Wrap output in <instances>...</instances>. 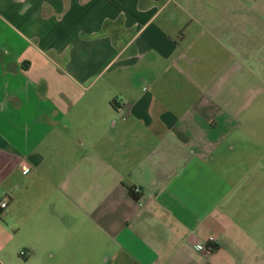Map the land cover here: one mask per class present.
<instances>
[{"label":"crops","instance_id":"0c3cea01","mask_svg":"<svg viewBox=\"0 0 264 264\" xmlns=\"http://www.w3.org/2000/svg\"><path fill=\"white\" fill-rule=\"evenodd\" d=\"M221 1L227 2L223 21L205 17L219 20L217 30L234 14L248 26L249 19L264 20V0ZM173 2L178 5L0 0V201L7 204L0 210V264H264V239L248 245L242 224L248 214L264 232V190L255 188L258 198L248 208L245 176L216 161L233 150L224 144L233 127L223 79L198 98L188 92L184 103L187 98L170 89L152 91L158 79L139 65L170 57L187 65L174 39L179 29L170 32L176 9H166ZM169 68L182 89L178 77L185 71ZM100 81L109 93L116 91L114 110L121 107L117 99L136 96L146 99L153 115L159 111L160 120L172 115L174 121L172 127L134 128L143 135L131 141L134 153L121 144L114 150L126 172L120 167L96 174L89 188H80L76 167L101 160L74 145L77 164L70 168L69 149L64 142L57 147L70 131L67 104L90 95ZM137 105L124 109L131 114ZM23 164L30 168L26 175ZM131 189H138L137 200Z\"/></svg>","mask_w":264,"mask_h":264},{"label":"rangeland","instance_id":"374dc122","mask_svg":"<svg viewBox=\"0 0 264 264\" xmlns=\"http://www.w3.org/2000/svg\"><path fill=\"white\" fill-rule=\"evenodd\" d=\"M176 1L178 5L170 3L166 13L169 14L176 9V20L173 23V31L170 32L179 29L178 35H175L177 33L175 32L174 39L177 38L176 45L181 48L179 54L182 53L188 62L187 65L181 67L179 63H174V58L171 57L167 63L161 58L155 62L142 59L139 65L152 70V74L158 79L157 86L150 88L152 91L155 88L165 90L164 92L170 89L171 91H168L170 93L177 92L174 94L176 97L187 98L184 103L190 102V98H198L204 94L215 79L216 81L223 79L220 84L226 102V114L231 123L228 127H233L224 144L232 146L233 150L216 157V161L220 166H230L228 169H232L231 172L245 176L242 188L245 189L243 195L247 198L246 206L249 208V202L252 205V197L258 198L255 188L264 190V20L249 19L252 24L248 26L245 19L242 17L238 19L234 14L226 19L225 24L228 26L221 31L215 26L219 20H207L205 17L214 16L223 21L221 18L226 11L227 6L224 8V4L227 2L223 4L221 0H202L195 5L184 3L183 0ZM237 3H241L240 0ZM228 5L232 11L235 9L234 3ZM243 10L241 7V11ZM45 54L48 57L53 56L51 52ZM169 63L185 71L178 77L182 89L175 84L176 74L169 68ZM104 83L100 81L91 90L90 95L73 99L67 104L68 109L64 111V118L69 123L70 131L63 135L62 141H58L57 149L62 146V142L64 148L69 149V152L65 153L70 159L67 166L72 168L77 164L76 147L101 160V164L84 160L76 167L75 173L79 172L81 175L80 188H89L96 179V174L103 175L111 169L120 167H125L126 172L127 166L115 161L117 154L114 150L117 144H121L127 148L126 151L129 149L131 153L133 152V140L143 137L141 131L134 128L173 126L172 115H166L160 120V112L157 111L156 116L153 115L154 112L151 113L147 107L146 99L137 101L136 96L129 101L117 99V102H121L119 103L121 108L127 104L130 106L138 104L131 114L114 110L110 102L116 91L109 93L105 90ZM188 92L190 98L185 96ZM240 92L241 98L238 99L237 94ZM150 94L151 91L143 97ZM112 123L114 130L110 129ZM216 127L222 125L217 124ZM130 136L131 139H128ZM259 194L264 195V191ZM263 201L264 198L261 202ZM252 221V217L247 214L242 223L245 228L247 227L244 236L248 245L253 239H264V232L262 233V229L258 227L261 225L252 226ZM261 228H264V224Z\"/></svg>","mask_w":264,"mask_h":264},{"label":"built area","instance_id":"2783aa9c","mask_svg":"<svg viewBox=\"0 0 264 264\" xmlns=\"http://www.w3.org/2000/svg\"><path fill=\"white\" fill-rule=\"evenodd\" d=\"M117 111H118V112L123 111V112L126 113V110L124 109V107H123V108H121V107L118 108ZM122 119H124V118H122ZM20 171L22 172V174L26 175V174L29 173L30 168H29L27 165L23 164V165H21V167H20ZM133 193H134L135 195H137V193H138V189H134V190H133ZM6 205H7V204H6V201H0V210L5 209V208H6ZM195 249L198 250V251H201V250L204 249V247H203V246H196ZM25 256H26V252H21V253H20V257L25 258Z\"/></svg>","mask_w":264,"mask_h":264},{"label":"trees","instance_id":"16d2710c","mask_svg":"<svg viewBox=\"0 0 264 264\" xmlns=\"http://www.w3.org/2000/svg\"><path fill=\"white\" fill-rule=\"evenodd\" d=\"M111 106L114 108V103L112 102L111 103ZM133 190L134 189H131L128 191V194L134 199V200H137L138 198L136 197V195L133 193Z\"/></svg>","mask_w":264,"mask_h":264}]
</instances>
